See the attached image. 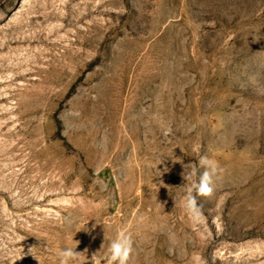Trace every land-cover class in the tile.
I'll return each mask as SVG.
<instances>
[{"label":"rangeland","instance_id":"374dc122","mask_svg":"<svg viewBox=\"0 0 264 264\" xmlns=\"http://www.w3.org/2000/svg\"><path fill=\"white\" fill-rule=\"evenodd\" d=\"M120 231L128 264H264V0H0V264Z\"/></svg>","mask_w":264,"mask_h":264},{"label":"clouds","instance_id":"9594fccd","mask_svg":"<svg viewBox=\"0 0 264 264\" xmlns=\"http://www.w3.org/2000/svg\"><path fill=\"white\" fill-rule=\"evenodd\" d=\"M194 151H199V146H196ZM179 163L182 164L184 168L183 177L186 180H192L197 171V164L199 167L204 168L205 170L200 174L199 180L194 182L192 187H189L187 190V195L184 199V207L191 212L195 208V198L192 196L193 188L196 189L198 194L203 196H211L214 192V180L213 176L216 173V165L214 161H211L207 156H200L198 162H190L185 164L183 160H179ZM227 194L221 197L223 201L226 199ZM36 247L30 248L29 252L32 254V250ZM110 255L107 257V264H128L130 257L133 254V241L130 234H127L125 231H120L116 238L111 241L108 249ZM60 257V264H70V261H73L76 257L82 255L77 253L70 247H65L58 253ZM194 264H207V261H203V258L199 254H194L193 256ZM92 262L95 264L96 255L92 257Z\"/></svg>","mask_w":264,"mask_h":264}]
</instances>
